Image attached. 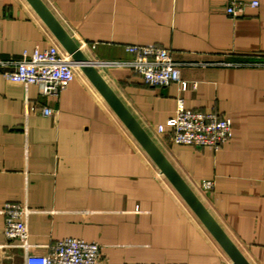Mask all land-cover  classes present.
<instances>
[{"label": "crops", "instance_id": "0c3cea01", "mask_svg": "<svg viewBox=\"0 0 264 264\" xmlns=\"http://www.w3.org/2000/svg\"><path fill=\"white\" fill-rule=\"evenodd\" d=\"M43 1L92 62L129 60V44L170 52L189 83L183 91L147 84L128 67L97 68L250 263L264 264V65L255 63L264 60V0L239 16L226 13L230 0ZM53 39L26 0H0V59ZM178 96L186 108L228 117L231 137L212 150L157 132ZM5 202L32 209L35 252L76 237L99 243L97 264H227L81 71L56 95L0 72V208ZM3 223L0 213V264H24L20 248L1 246Z\"/></svg>", "mask_w": 264, "mask_h": 264}, {"label": "built area", "instance_id": "2783aa9c", "mask_svg": "<svg viewBox=\"0 0 264 264\" xmlns=\"http://www.w3.org/2000/svg\"><path fill=\"white\" fill-rule=\"evenodd\" d=\"M255 7L257 0L246 3L242 0H230L225 11L230 16H239L246 6ZM76 42V41H75ZM82 49L86 46L79 38L76 42ZM125 49L132 58L120 60H98L96 67L124 66L139 74L144 82L152 86H168L177 83L179 90L188 88L189 83L180 77L179 64L173 61L170 52L154 44H129ZM243 62L239 64H248ZM264 65V60L255 62ZM228 64H231L228 62ZM79 67L73 63L69 54L54 38L48 47L34 49L30 54L22 52L19 58L0 59V72L9 82L22 85L25 89L35 84L42 95H56L66 88L74 78ZM191 85L194 86L192 83ZM27 114V106L24 108ZM52 109L41 107V113L51 115ZM168 128L171 141L176 144L194 147H206L216 150L232 135L231 122L228 117L219 116L216 111L189 109L184 106L183 98H176L175 113L164 123L157 124L161 133ZM203 189H210L213 181L201 180ZM32 211L26 204L5 202L0 208L3 215V235L7 242L1 246L17 247L23 251L24 264H97L101 256L100 245L96 241L82 238L64 237L45 245V252L33 250L28 242L27 216Z\"/></svg>", "mask_w": 264, "mask_h": 264}, {"label": "water", "instance_id": "95a60500", "mask_svg": "<svg viewBox=\"0 0 264 264\" xmlns=\"http://www.w3.org/2000/svg\"><path fill=\"white\" fill-rule=\"evenodd\" d=\"M26 2L38 15L56 41L63 47L67 54H69L73 63L79 67L81 73L88 79L124 127L148 155L159 172L164 175L207 232L225 252L231 263L251 264L224 228L206 208L192 187L162 152L154 139L142 127L111 86L106 82L98 68L87 58L83 50H81L47 4L43 0H26Z\"/></svg>", "mask_w": 264, "mask_h": 264}, {"label": "rangeland", "instance_id": "374dc122", "mask_svg": "<svg viewBox=\"0 0 264 264\" xmlns=\"http://www.w3.org/2000/svg\"><path fill=\"white\" fill-rule=\"evenodd\" d=\"M96 61H98V60H96ZM95 62V61H94ZM132 136V135H131ZM143 150V149H142ZM143 152H144V150H143ZM144 154H145V156L148 158V160H149V162L151 163V165L155 168V169H157L158 170V168L155 166V164L151 161V159L148 157V155L144 152ZM158 172H159V170H158ZM160 173V172H159ZM160 176L167 182V184H169V186H170V188H172V190H174V192H175V194H176V196L181 200V202L183 203V204H185L186 205V203L183 201V199L180 197V195L176 192V190L172 187V185L168 182V180L164 177V175L163 174H161L160 173ZM189 211H190V213L192 214V216L198 221V219H197V217L194 215V213L190 210V208L186 205L185 206ZM198 222H200V221H198ZM201 224V223H200ZM213 238V237H212ZM215 241V240H214ZM216 242V241H215ZM216 246L219 248V250L221 251V253H222V255L224 256V259H225V261H226V263L227 264H231V261H230V259L228 258V256L225 254V252L221 249V247L217 244V242H216Z\"/></svg>", "mask_w": 264, "mask_h": 264}, {"label": "bare ground", "instance_id": "6f19581e", "mask_svg": "<svg viewBox=\"0 0 264 264\" xmlns=\"http://www.w3.org/2000/svg\"><path fill=\"white\" fill-rule=\"evenodd\" d=\"M232 264V263H231Z\"/></svg>", "mask_w": 264, "mask_h": 264}]
</instances>
